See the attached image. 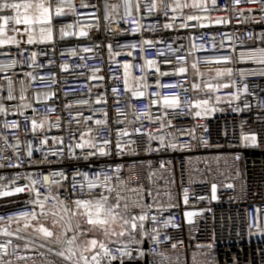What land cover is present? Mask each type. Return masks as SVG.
<instances>
[{
	"label": "built area",
	"instance_id": "2783aa9c",
	"mask_svg": "<svg viewBox=\"0 0 264 264\" xmlns=\"http://www.w3.org/2000/svg\"><path fill=\"white\" fill-rule=\"evenodd\" d=\"M92 3H98L99 0H91ZM148 0H141V3H147ZM77 11L80 12L79 0H74ZM171 0H162V7L167 8ZM220 9H224L228 0H218ZM248 7L253 5H241V11L244 16L237 19V13L232 11H211L209 13H196L208 19L202 22L207 25L198 29H185L178 26L183 22V17L190 14L189 9L178 10L173 13L168 11V17L175 16V21L165 19L161 14L159 17L153 15L151 18L146 13H134L133 17L120 22V16L123 13L121 8L111 17V33L100 30L90 32L89 38H69L58 41L53 44H33L24 43L26 36L17 35L21 41L20 48L16 46H5L0 48V65H10L16 61L14 67L6 68L0 71V104L8 109L7 115H0V148L6 144L15 146L17 137L20 143V168L0 169V175L4 177L0 183L8 184L16 172L22 176L29 172H44L63 170L71 176L77 170L87 172L89 175L93 171L100 169L111 170L116 166L121 167V175L125 184L132 187H141L145 192V201L151 203L152 200L147 197L148 191L155 192L160 190L159 202L163 204L166 211H157L153 208L152 215L157 217V223L148 224L149 231L157 228L160 232L159 245H154L152 241H147V248L154 249L156 252L165 251L173 260L177 257L180 264H184L185 257H188V264H191V255H198L199 264H264V235H261L256 229L255 206L264 207V78L260 76H244L241 78L238 74L234 79L241 87L239 92L240 100L233 101L231 105L222 102L216 105L217 110L209 113L203 118H194L187 115V109L182 114L169 111L167 119L171 120V126L160 129L158 124L149 122L143 117L136 120V116L141 113L151 112L153 120L157 117H163L164 110L158 106H149V99H155L152 94L154 89H147V95L141 100L133 99L130 102L126 97L123 81V69L117 67V62L123 64L130 62L137 66L130 69L129 85L135 87L133 77L147 76V83L154 84L156 77L152 75L153 68H147L142 71L139 66L144 65L145 60L156 59L160 62L161 71H171L170 65L162 63L163 57L158 56L159 52L169 53L168 45L172 49H177L180 45L181 54H186L195 43L198 48L203 46L207 51H194L193 56L189 57V63L199 58L203 61L206 56H219L232 52L238 55L242 51H247L254 47L249 40L248 34H259L264 32V23H254V20L264 18L259 11L247 12ZM94 9H84L85 16L79 17L85 24L92 23L88 13ZM101 12H96L100 15ZM225 17L230 20L226 25L214 24L216 17ZM78 17L69 16L65 23H74ZM135 18L143 25V30L136 34L118 35L123 28L129 32L135 27L132 19ZM165 23H174L172 29H163ZM152 29H162L153 32ZM16 35L15 33H10ZM203 34V39L200 35ZM215 36V45L210 37ZM144 39L153 41H163L156 43L155 47L143 45L144 51H141V41ZM175 41V42H173ZM221 42L223 47H220ZM100 44L101 47L94 52L84 53L85 46ZM112 44L114 52L127 53L132 52V56H110L107 48ZM136 44V48L121 47L120 45ZM256 44H259L257 40ZM71 49H76L77 56L68 54ZM23 51V55L20 52ZM32 52H36L35 61L31 58ZM62 53H64L62 55ZM80 56L84 59L81 60ZM65 63L69 65L67 70L62 67ZM225 65H216L224 67ZM234 72L247 73L251 69L258 68L259 65L251 61H242L235 64H228ZM100 69L93 73V69ZM201 68L206 73V78L214 73L207 72V65L201 63ZM103 77V79H94L93 76ZM118 76V79H114ZM162 83L175 82L180 80L185 88H190L193 82L191 74L185 81L183 77H161ZM11 81V84H9ZM199 83V78L196 79ZM119 86V96L121 102L117 104L113 98L112 87ZM248 86V92L243 91V86ZM15 97L13 100L6 99L9 88ZM235 92L236 89L222 90L217 93L223 100H227V92ZM166 95L171 92L165 90ZM103 96L107 103L96 104L97 97ZM202 98L203 94H197L189 91L183 95L182 99L188 100L191 97ZM88 101L87 104L80 103ZM245 102L249 107L245 108ZM70 106V107H69ZM121 109L125 115L117 112ZM239 108L240 111H233ZM107 112L109 127L103 133V139H109L112 142L111 155H95L87 159H69L67 150L65 157L61 158L59 153L56 156H49L51 164L36 165V161L49 154L52 144V138L63 137L65 144L71 142L70 133H74L79 139L81 132L86 133L84 140L95 136L93 131L90 135L87 130L90 126L94 129L96 126L94 120L104 119L103 113ZM23 113V115H21ZM80 123L74 120L78 114ZM93 113H95L93 115ZM92 115L93 122H84V118ZM28 117V119H25ZM37 121H45L44 131L37 135L43 139L47 137L49 144L44 146L41 151L34 153L33 165L27 167L24 146L31 143L33 147L39 146V140L34 139L31 134V118ZM17 121L19 128L9 130L3 127L5 122ZM121 121V123H116ZM129 122H132L131 124ZM59 124L58 127H49ZM133 127H142V131H151L153 135H164L166 140L173 139V133L177 143H190V150L183 151H148L149 145L152 148L158 146L157 141H149L145 136L133 135L123 139L135 140L131 144L134 149L133 154H117L115 147L118 139V130L127 129L132 132ZM193 132V136H187V132ZM28 135H25V133ZM255 133L258 136L257 147H243L241 145V133ZM7 137V141L3 139ZM201 141H206L209 145L204 146ZM107 149L100 144L99 151L105 152ZM94 151V149L84 148L76 149V155L82 157L83 152ZM127 153V149L125 150ZM4 153L0 152V155ZM8 155H12L9 150ZM239 155V159H235ZM218 158V159H217ZM165 164L166 167H161ZM154 173V175H152ZM77 180L80 177H76ZM28 183L21 179L18 184ZM233 184V188L225 187L226 184ZM217 186L216 199H212V185ZM64 188L70 194L71 188L69 182H64ZM6 190V189H0ZM55 191V188L52 189ZM187 191L188 202L184 203V193ZM64 191V190H61ZM78 194V193H77ZM135 198V193H126ZM27 193H19L13 196L0 197V216L6 221L9 216H16L20 211L27 210L21 207L22 202L27 199ZM171 205V206H170ZM135 211H139L136 209ZM187 212L196 213L191 218L185 215ZM251 213L252 228L249 231V217ZM165 219L171 220L167 227L163 225ZM175 225V226H173ZM12 228L16 225L13 223ZM28 233H25L27 235ZM14 246H19L16 255L6 257L11 259L13 264H17V258L21 255H32L26 252L22 243L15 237L11 238ZM147 240V237L144 238ZM39 242V241H37ZM177 244L175 249L171 244ZM213 244V249L207 247L197 248V245ZM114 254L116 245H110ZM130 249L137 247L128 243ZM13 247H9L8 252L12 253ZM200 253H204L200 255ZM135 254V253H134ZM54 259V257H50ZM148 260V264H153V257L133 261L131 264H143ZM31 264V262H29Z\"/></svg>",
	"mask_w": 264,
	"mask_h": 264
},
{
	"label": "snow or ice",
	"instance_id": "6c2138e0",
	"mask_svg": "<svg viewBox=\"0 0 264 264\" xmlns=\"http://www.w3.org/2000/svg\"><path fill=\"white\" fill-rule=\"evenodd\" d=\"M241 5H253L255 7H248L247 12L259 11L264 16V0H228V4L224 9H220L218 0H171L167 8L162 7V0H148L147 3L142 4L141 0H99L98 3H92L91 0H79L80 12L77 11L74 0H0V48L5 46H16L20 48L21 41L17 39V35L26 36L24 43L27 45L33 44H53L58 41H63L69 38H89L90 32L105 30L111 33L110 23L105 24L104 21H111V17L115 15L121 8L123 13L120 16V22L125 21L129 17H133L134 13H146L149 18L153 15L159 17L161 14L165 19L175 21L176 17H168V11L175 13L178 10L189 9L190 14L183 17V22L178 26L185 29H198L206 27L202 21L208 19L197 15L196 13H209L211 11H232L237 13V19L244 16V11H241ZM84 9H94L93 12L88 13L92 19V23L85 24L79 17L85 16ZM96 12H101L96 15ZM78 17L74 23H65V19L69 16ZM216 25H226L230 22L228 18L216 17L214 19ZM254 23H264V18L254 20ZM134 28L129 32L128 29H121L118 35L136 34L143 30V25L132 19ZM174 23H165L163 29H172ZM162 29H152L153 32L161 31ZM15 33L16 35H10ZM203 39V34L200 35ZM248 38L255 45L247 51H242L238 55H233L232 52L219 56H206L201 59L196 58L189 63V57L193 56L194 51H207L203 46H198L195 43L191 44V48L187 50L186 54H181L180 45L177 49H172L171 44L168 45L169 53L159 52L158 56L163 57L162 63L170 65L171 71H161L160 62L156 59L145 60L144 65L139 66L142 71L147 68H153L152 73L156 77L154 84L147 83V76L133 77L135 87L129 85L130 69L137 67L130 62L119 64L117 67L123 69L124 81L123 86L126 97L131 106L133 99L141 100L147 95V89L153 88V95L155 99H149V106H158L164 110L163 117L152 118L151 112L141 113L136 116V120H141L143 117L149 122L158 124L160 129L171 126V120L167 119L168 112L182 114L183 110L187 109V115L194 118H203V116L213 113L217 110L216 105L226 102L229 105L233 101L240 100L239 92L241 87L237 85L234 76H260L264 78V32L259 34L249 33ZM215 45V36L210 37ZM259 41L257 45L256 42ZM175 42V41H173ZM156 43H163V41H153L144 39L141 41V51H144L143 45L155 47ZM121 47H130L135 49L136 44L120 45ZM101 47L100 44H92V46L83 47L84 53L94 52L95 49ZM220 47H223L221 42ZM110 56L127 55L132 56V52L120 53L114 52L112 44L107 45ZM23 55V51L20 52ZM64 53H62L63 55ZM72 56H77L76 49H71L68 53ZM37 53L32 52L31 58L35 61ZM83 60L84 57L80 56ZM242 61H251L257 65L258 68L251 69L247 73L234 72L232 67H227L228 64H235ZM201 63L207 65V72L214 73L206 78L205 71L201 68ZM16 61L10 65H0V71L6 68L14 67ZM216 65H225L224 67H216ZM64 70H67L69 65L65 63ZM93 73L99 72L100 69H93ZM191 74L193 82L190 88H185L184 83L180 80L175 82L162 83L161 77H183L186 81ZM94 79H103V77L93 76ZM118 79V76H114ZM199 78L200 82L196 83ZM11 84V81H9ZM235 88V92H227V100H223L217 93L222 90ZM165 90L170 91V95H166ZM189 91H194L197 94L202 93V98L191 97L188 100L182 99L183 95H187ZM243 91L248 92V86H243ZM113 98L117 104L121 102L119 96V86L112 87ZM15 97L12 94L11 87L9 88L6 99L13 100ZM80 103L87 104L88 101H81ZM96 104L107 103L103 96L97 97ZM70 107V106H69ZM249 107L245 102V108ZM233 111H240L239 108H234ZM117 112L125 115L121 109L117 108ZM8 109L0 104V115H7ZM95 113H93L94 115ZM23 115V113H21ZM78 114L74 117L77 123H80ZM104 119L94 120L95 128L90 126L87 134L95 131V136H90V139L84 140L86 133L81 132L79 139L74 133H70L71 142L65 144L63 137L52 138V144L55 148L50 147L49 154L41 157L35 163L37 166L41 164H51L52 161L49 156H56L59 153L61 158L65 157V150H67V158L69 159H87L95 155H111L112 142L109 139H103V133L107 130L109 133L111 129L107 119V112L103 113ZM28 119V117H25ZM84 122H93V116L90 115L84 118ZM45 121H37L34 117L31 118V134L34 139L39 140V146L33 147L31 143L24 146L25 158L27 160V167L33 165L32 157L34 153H38L41 149L49 144L47 137L41 139L37 133L44 131ZM121 123V121H116ZM130 124L132 122H129ZM59 124L50 125L49 127H58ZM3 127L9 130L19 128L17 121L5 122ZM25 135H28L26 132ZM133 135L145 136L151 141H157L158 146L152 148L149 145L148 151H183L190 150V143H177L175 134L173 133L172 140H166L164 135H153L151 131H142V127H133L132 132L127 129L118 130V139L115 147L117 154H133L134 149L131 144H135V140H124V137ZM187 136L192 137L193 132H187ZM7 141V137H3ZM103 143L107 149L105 152H100V144ZM204 146L208 147L206 141H201ZM241 145L243 147H257L258 136L255 133H241ZM94 149V151L83 152L82 157L76 155V149L83 150L84 148ZM127 149V153L125 150ZM9 150L12 155H8ZM20 143L17 137V144L15 146L6 144L5 147L0 148V169L20 168ZM218 159V158H217ZM235 159H239L236 155ZM122 166H116L111 170L100 169L93 171L91 175L87 172L77 170L71 176L67 175L63 170L44 172H29L21 175L19 172L14 174L13 179L8 184L0 183V197L13 196L19 193H27L21 207L27 210L20 211L16 216H9L5 221L3 216H0V237L7 239L0 240V264H13L11 259H7L10 255H16L19 246L13 245L12 237L24 242V250L33 253L32 255H21L17 258V264H131L133 261L153 257V264H180L179 257L176 260L161 250L156 252L154 249L145 248L147 241H152L154 245L162 243L160 240V232L157 228H152L149 231L147 225L157 223V217L152 215L153 208L157 211H166L163 204L158 200L160 190L155 192L148 191L147 197L152 200L151 203L145 201L144 190L137 186L132 187L125 184L121 173ZM161 167H166L162 164ZM154 175V173L152 174ZM80 177L79 180L76 177ZM4 177L0 175V181ZM25 179L28 183L20 185L18 181ZM68 181L71 188V193L65 195L67 189L64 188V182ZM227 188H233V184L225 185ZM55 188V191L52 189ZM64 190V191H61ZM217 186L212 185V199H216ZM78 193V194H77ZM126 193H135V198ZM188 202L187 191L184 193V203ZM171 206V205H170ZM138 209L139 211H135ZM256 212V229L264 235V207L255 206ZM189 218L196 215L194 212H187L185 214ZM249 217V231L251 233L252 218L251 213ZM21 221L23 226L21 227ZM16 227L12 228L11 225ZM171 220L165 219L163 225L167 227ZM175 226V225H173ZM59 228V232L57 229ZM28 229H32L35 233H27ZM119 229V230H117ZM137 235L147 237L145 239H137ZM102 237V238H101ZM127 242H125V239ZM39 241V243H37ZM128 243L134 244L137 247L130 249ZM110 245H116V251L119 255L113 253ZM13 247L12 253L8 252L9 247ZM177 244L172 243L171 248L175 249ZM207 247L209 250L213 249V244L197 245V248ZM135 253V254H134ZM204 253H200L203 255ZM54 257V259H50ZM184 264H188V257H185ZM191 264H199L198 255L193 253L191 255Z\"/></svg>",
	"mask_w": 264,
	"mask_h": 264
},
{
	"label": "rangeland",
	"instance_id": "374dc122",
	"mask_svg": "<svg viewBox=\"0 0 264 264\" xmlns=\"http://www.w3.org/2000/svg\"><path fill=\"white\" fill-rule=\"evenodd\" d=\"M10 34V33H9ZM11 35V34H10ZM22 227V226H21ZM57 231L59 232V228L57 229ZM27 233H31L33 236H35V233H33V232H29V229L27 230ZM138 240L139 239H144L145 237H141L140 235H137V237H136ZM3 239H5L4 237H0V240H3Z\"/></svg>",
	"mask_w": 264,
	"mask_h": 264
},
{
	"label": "crops",
	"instance_id": "0c3cea01",
	"mask_svg": "<svg viewBox=\"0 0 264 264\" xmlns=\"http://www.w3.org/2000/svg\"><path fill=\"white\" fill-rule=\"evenodd\" d=\"M20 226H23V221H21V224H20ZM117 230H119V229H117ZM32 232V229H29V232ZM34 233V232H33ZM102 238V237H101ZM5 239H7V238H5ZM125 239V242H127V240H126V238H124ZM37 243H39V242H37ZM22 245H23V247H24V244L22 243Z\"/></svg>",
	"mask_w": 264,
	"mask_h": 264
},
{
	"label": "water",
	"instance_id": "95a60500",
	"mask_svg": "<svg viewBox=\"0 0 264 264\" xmlns=\"http://www.w3.org/2000/svg\"><path fill=\"white\" fill-rule=\"evenodd\" d=\"M145 248H147V243L144 245ZM143 264H148V260H145Z\"/></svg>",
	"mask_w": 264,
	"mask_h": 264
}]
</instances>
